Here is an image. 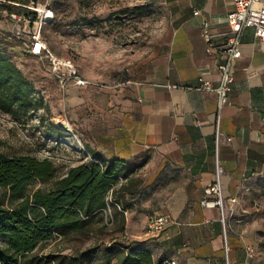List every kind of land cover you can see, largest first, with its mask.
Masks as SVG:
<instances>
[{"label": "crops", "instance_id": "0c3cea01", "mask_svg": "<svg viewBox=\"0 0 264 264\" xmlns=\"http://www.w3.org/2000/svg\"><path fill=\"white\" fill-rule=\"evenodd\" d=\"M156 6L164 24L158 42L114 80L97 82L105 87L80 91L85 103L91 102L86 90H95V103L87 110L95 114L86 123L88 152L102 162L119 160L126 166L115 188L120 239L166 264H264V42L252 28L242 34L232 104L221 111L223 137L217 146L218 95L196 87L203 81L219 85L225 56L219 48L207 53L201 25L210 22L222 47L235 2L156 0ZM78 94L72 84L71 107ZM218 164L225 225L219 208L202 205ZM134 180L136 188L130 187ZM122 186L129 189L119 191ZM156 216L172 222L151 234L148 223ZM250 248L255 249L252 257Z\"/></svg>", "mask_w": 264, "mask_h": 264}, {"label": "rangeland", "instance_id": "374dc122", "mask_svg": "<svg viewBox=\"0 0 264 264\" xmlns=\"http://www.w3.org/2000/svg\"><path fill=\"white\" fill-rule=\"evenodd\" d=\"M51 9L53 19L44 25L42 37L52 55L71 61L94 82L104 81L103 77L109 82L121 75L135 59L144 57L164 30L163 13L156 0H53ZM28 31L0 11V49L7 52L31 84L26 109L18 105L11 112L0 108V152L49 159L58 173L48 182H30L22 197L32 196L39 189H53L71 167L84 161L81 149L84 146L88 150L87 118L95 119V114L87 113L95 103V90H86L91 102L82 103L79 87L80 99L71 107V85L67 89L61 87L48 55L37 57L29 53ZM137 181L133 182L134 188ZM0 201L11 206L20 200H12L9 189L0 185ZM122 235L115 225L96 222L83 233L50 240L38 253L71 255L91 246L111 245Z\"/></svg>", "mask_w": 264, "mask_h": 264}, {"label": "trees", "instance_id": "16d2710c", "mask_svg": "<svg viewBox=\"0 0 264 264\" xmlns=\"http://www.w3.org/2000/svg\"><path fill=\"white\" fill-rule=\"evenodd\" d=\"M6 1L0 4V11L11 13H23L27 9L9 2L23 5L30 2ZM30 88V81L7 52L0 49V108L8 112L16 105L26 109ZM125 168L119 160L105 163L93 157L71 167L53 189H39L32 196L22 197L30 182L51 181L58 169L49 159L0 152V185L9 189L12 200H20L11 206L0 201V264H166L162 259L156 262L148 250L121 239L71 255L38 253L50 240L83 233L96 222L109 227L108 222L113 221L114 226L117 214L112 209L120 205L115 188ZM128 189L122 186L119 191ZM108 207L112 210L111 218L105 213ZM120 222L123 223V218Z\"/></svg>", "mask_w": 264, "mask_h": 264}, {"label": "built area", "instance_id": "2783aa9c", "mask_svg": "<svg viewBox=\"0 0 264 264\" xmlns=\"http://www.w3.org/2000/svg\"><path fill=\"white\" fill-rule=\"evenodd\" d=\"M41 1L42 0H30L27 5L9 2V4L27 9V12L11 13L9 10H3L2 14L17 23V25L23 26V31L29 29V53L37 57L48 55V57L52 59L54 73L57 74L59 83L63 89H67L68 85L72 84L80 88L105 87V85L101 83L89 81L82 77L78 68L71 61L64 62L52 55L47 42L42 37V30L44 25L53 19V11L51 9V2L53 0H44L45 3L43 4L40 3ZM6 2V0H0V4ZM234 2L235 10L227 17L230 32L227 35L225 43L222 47L217 46L210 22L205 20L201 25V35L206 43L207 53L213 54L219 48L221 49L219 50L221 54L225 56V62L219 66L221 71V80L219 85L214 87L210 82L203 81L198 87H196L198 90L212 91L218 95L219 112L216 128L217 146H219L223 137V133L220 130L221 111L225 105L232 104L230 94L232 91V84L235 80L233 66L236 60L242 56V34L245 29L252 28L255 32V36L264 42V0H234ZM199 14V11L195 12V15ZM21 33L22 30H19L18 36H20ZM71 131H73L72 128ZM81 151L85 155V161L93 160V156L84 146H82ZM222 174L223 169L218 164L214 182L204 189V200L202 201V205L206 208H219L222 213V222L225 225V211L227 209V205L223 198L221 183ZM231 202L235 204L236 200L233 199ZM105 213L111 218L112 210L110 207L105 210ZM171 222L172 220L168 216L153 217L148 223V231L151 234H159L165 230ZM108 225H113V221L108 222ZM226 251H229L227 245ZM254 253V248H250L248 250L250 257H252Z\"/></svg>", "mask_w": 264, "mask_h": 264}, {"label": "bare ground", "instance_id": "6f19581e", "mask_svg": "<svg viewBox=\"0 0 264 264\" xmlns=\"http://www.w3.org/2000/svg\"><path fill=\"white\" fill-rule=\"evenodd\" d=\"M63 61V60H62Z\"/></svg>", "mask_w": 264, "mask_h": 264}]
</instances>
